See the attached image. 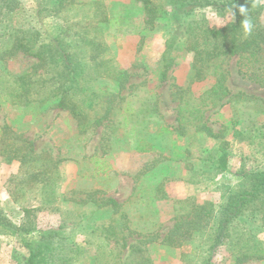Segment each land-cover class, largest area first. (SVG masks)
I'll list each match as a JSON object with an SVG mask.
<instances>
[{"label": "trees", "instance_id": "trees-1", "mask_svg": "<svg viewBox=\"0 0 264 264\" xmlns=\"http://www.w3.org/2000/svg\"><path fill=\"white\" fill-rule=\"evenodd\" d=\"M33 1L37 5L36 24L50 19L54 29L38 28L36 24L24 26L20 2L0 0V99L3 102L15 108L36 106L40 110L67 111L76 121L79 134L103 128L99 141L102 154L107 153L111 139L127 132L131 151L155 153L164 162H182L189 173V184L209 183L227 170L228 143L220 131H214L208 124L205 112L228 103L225 102L229 94L224 85L225 74L220 70L223 60L235 58L240 62L254 57L264 47V27L260 22L262 0H134L142 5L145 29L166 28L169 32L161 56L164 71L160 83L167 79L166 69L175 49L192 56L193 75L188 87L176 86L172 94L176 111L173 125L167 124L159 112V95L140 104L126 101L141 90L142 84L134 83L128 71L110 65L108 48L98 28L99 24L108 25L111 21L102 3L75 7L72 0ZM240 5L247 8L246 16L254 25L247 36L240 26L245 18L239 13ZM207 8L229 11L236 16L222 27H210L205 24ZM72 11L73 16L69 15ZM17 54L32 59L33 64L25 73L13 76L6 71L4 62ZM209 79L213 80L210 89L199 96L191 93V84ZM244 130L250 134L253 128ZM233 136L252 146L257 167L249 173L242 172L235 186L222 187L224 191L218 204L186 199L190 201L187 213L178 218L174 210L173 225L158 229L155 236L132 232L116 199L99 198L98 191L85 192L84 198L75 203L74 208L80 212L70 217L69 222L77 227L75 234L89 238L82 244L96 250L94 261H99L100 251L108 248L107 256L113 264H152L147 245L153 242L172 251L189 247V252L180 256L185 264H213L220 248L226 250L233 264L264 261V240L261 239L264 235V142L255 141V135L244 136L239 130H234ZM210 142L215 146L212 149L204 145ZM0 159L4 164L18 166L16 188L40 189L44 208L47 204L67 201L59 185L58 166L64 160H55L42 151L38 153L33 140L18 136L7 124L0 125ZM156 163L146 164L137 179L151 174L155 168L152 164ZM108 169L105 162L95 161L96 173L105 174ZM165 183V177L156 178L149 185L144 183L141 189L146 195L139 194V200L155 204L159 199H166ZM185 201H175V204ZM38 211V208L23 209L22 222L16 225L0 210V236L19 238L27 251L23 264H59L68 255L78 260L83 246L61 240L62 246H57L45 241L50 234L38 229L35 215ZM106 215L111 216L104 220ZM56 234L62 239L71 236L62 227Z\"/></svg>", "mask_w": 264, "mask_h": 264}, {"label": "rangeland", "instance_id": "rangeland-1", "mask_svg": "<svg viewBox=\"0 0 264 264\" xmlns=\"http://www.w3.org/2000/svg\"><path fill=\"white\" fill-rule=\"evenodd\" d=\"M23 9V25L33 26L36 22L34 11L37 8L33 0H18ZM75 7L94 2L102 3L107 11L108 25L99 24L98 28L108 48L107 58L110 65L117 70H126L131 74L134 83L142 84L141 90L127 102L140 104L145 99H157L159 95V112L169 125L174 124L176 118L175 104L172 103V94L175 87L186 88L192 78L190 54L175 49L171 56L172 61L166 69L167 79L160 83L161 56L164 51V42L168 38L166 28L149 31L144 28V13L142 5L134 0H72ZM260 22L264 27V0ZM87 8V7H85ZM80 9V8H74ZM70 12L69 15H74ZM205 24L219 28L225 23L234 20L232 12H221L213 8L204 11ZM36 27L54 29L55 24L50 19L43 20ZM33 64V60L21 54L5 60L6 71L13 76H19ZM220 70L224 71V85L229 92L221 107L205 112V118L214 131H220L223 140L228 143V168L209 183L189 184V173L182 162L161 161L155 153L130 150L131 138L127 132L120 133L109 141L110 148L102 154L99 141L103 135V128L79 134L76 121L63 110L43 109L36 106L15 108L8 102L0 99V125L7 124L16 134L33 140L38 153L49 154L55 160H64L59 166V185L64 199L62 203L47 204L44 208L39 188L19 189L15 185L19 180L16 164H4L0 159V210L16 225L22 222L23 209H39L36 212V223L40 231L50 234L45 241L62 246L78 244L83 246V254L78 260L65 256L59 264H92L96 256L93 247L82 244L88 240L76 233L77 227L69 222L70 217H76L80 212L74 208L75 203L84 198L87 191H98L99 198H114L121 205L120 212L126 216L127 226L132 232L152 236L158 234V229H166L174 223V210L179 217L190 209L189 198L195 201L219 203L224 189L233 187L241 180V173L253 171L258 163L252 146L245 141L234 138V130L242 131L244 136H256L257 142H264V47L254 56L247 57L240 62L235 58L223 60ZM213 85L209 79L200 83L191 84V93L199 96ZM124 106V104H123ZM134 108V107H132ZM135 109V108H134ZM239 120V122L237 120ZM235 121L238 123L235 124ZM246 128H253L249 134ZM256 132V129H260ZM174 139V138H173ZM214 148L212 142L204 144ZM106 149V148H105ZM96 160L105 162L109 168L105 174L96 173ZM154 166L151 174L146 173L137 179L138 173L148 163ZM160 164V165H159ZM147 168H150L148 166ZM154 174V175H153ZM146 175H152L149 179ZM165 177L167 183L163 190L166 199H159L155 204L141 202L139 194L143 193L141 186L148 185L156 178ZM142 191V192H141ZM146 195V194H145ZM175 201L182 204H175ZM74 205V206H73ZM72 215V216H71ZM120 215L117 214L116 217ZM111 215H106L109 218ZM59 227L65 230L69 238H60L56 234ZM126 233V232H125ZM66 236V235H65ZM162 237V236H161ZM135 239V238H132ZM264 240V235L261 238ZM189 247L177 250H168L153 242L147 245V252L152 264H185L180 261L182 253L189 252ZM108 248L100 251L99 261L93 264H113L107 256ZM27 251L22 247L18 237L0 236V264H23ZM213 264H233V259L224 248H220ZM247 264H264V261H253Z\"/></svg>", "mask_w": 264, "mask_h": 264}, {"label": "clouds", "instance_id": "clouds-1", "mask_svg": "<svg viewBox=\"0 0 264 264\" xmlns=\"http://www.w3.org/2000/svg\"><path fill=\"white\" fill-rule=\"evenodd\" d=\"M239 13L241 16L245 17L240 21V26L243 29L244 34L250 35L253 31L254 25L252 24L251 20L247 18L246 13H247V8L244 5L239 6ZM236 13H233V18H235Z\"/></svg>", "mask_w": 264, "mask_h": 264}, {"label": "crops", "instance_id": "crops-1", "mask_svg": "<svg viewBox=\"0 0 264 264\" xmlns=\"http://www.w3.org/2000/svg\"><path fill=\"white\" fill-rule=\"evenodd\" d=\"M227 168H228V165H227Z\"/></svg>", "mask_w": 264, "mask_h": 264}]
</instances>
